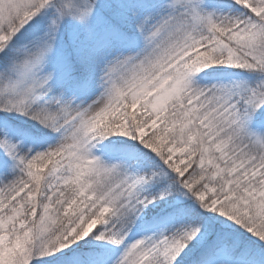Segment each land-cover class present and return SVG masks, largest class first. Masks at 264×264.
Returning <instances> with one entry per match:
<instances>
[{
	"label": "rangeland",
	"instance_id": "obj_1",
	"mask_svg": "<svg viewBox=\"0 0 264 264\" xmlns=\"http://www.w3.org/2000/svg\"><path fill=\"white\" fill-rule=\"evenodd\" d=\"M149 1V10L138 12L137 36L112 43L100 54L94 85L78 89L71 76L51 95L50 90L43 94L38 71L77 55L87 43L84 29L93 22L106 17L122 22L131 13L129 1L0 0V53L28 24L50 29L35 50L12 60L0 74V115L22 122L35 119L51 129L47 140L20 137L11 146L6 137L12 132L0 128V214L6 215L0 220V249L12 244L14 234L34 226L23 239L32 233L35 244L30 249L27 244V252L12 264L43 258L42 231L60 227L73 206L80 215L63 240L71 249L101 246L106 252L98 264H147L169 238L179 243L178 230L172 229L176 213L153 208L160 197L177 202L193 195L211 216L222 205L239 203L243 208L236 223L249 226L244 235L264 226V125L255 126L244 117L239 95L224 91L216 78L205 80L194 73L198 53L214 42L212 30L229 35L253 18L263 21L264 0L222 5L209 0ZM239 30L235 36L247 32ZM254 84L264 92V73ZM116 129L136 143L157 141L163 129L172 135L164 160L177 179L173 190L180 198L151 189L150 164H131L106 153L98 133ZM50 164L63 173L46 185L40 206L11 212L12 204ZM47 197L62 198L57 216L43 211ZM191 222L202 219L196 215ZM192 233L203 237L198 229Z\"/></svg>",
	"mask_w": 264,
	"mask_h": 264
},
{
	"label": "trees",
	"instance_id": "obj_2",
	"mask_svg": "<svg viewBox=\"0 0 264 264\" xmlns=\"http://www.w3.org/2000/svg\"><path fill=\"white\" fill-rule=\"evenodd\" d=\"M128 1L131 13H128L122 22L110 21L107 17L102 21L93 22L89 28L84 29L86 33L84 38L87 43L82 46V50L77 55L54 64L53 67H44L43 70L38 71V75L43 77L44 81L43 94L49 90L51 95L56 94L70 82L71 76H75L74 85L78 89H85L95 84L99 78L100 54L112 43L129 42L135 38L137 34L134 33V25L140 22L137 18L138 12L141 9H144V12L148 11L151 6L149 0ZM209 1H217L221 5L229 2V0ZM237 30L247 32L243 36H235ZM49 32L48 25L37 28L33 23L26 25L0 53V74L2 72L5 74L12 65V60L35 50L34 46L38 45V41L43 40ZM212 32L214 42L198 53V65L194 73L198 75V78L205 80L216 78L224 91L239 95L243 102L244 117L255 126L264 125V92L256 90L254 84L264 73V18L263 21L260 17L253 18L251 22L246 21L229 35H224L217 29H213ZM34 120L22 122L7 114H1L0 128L14 134L10 133L6 137V144L16 145L20 137L37 142L47 140V137L51 135V129L44 122ZM128 127L129 124L126 123V129H124L127 132H129ZM98 136L99 142L110 157L123 156L129 163L136 162L140 166L150 164L152 174L147 184H153L151 189L161 193L168 191L176 199L181 197L180 192L173 190L177 179L170 174L164 160L165 148L172 140V135L168 131L163 129L157 136V141L145 138L138 143L133 142L128 133L124 134L117 129L102 133L99 131ZM2 156L0 154V159ZM56 167L50 164L41 174V179L34 181L30 188L12 204L11 212L17 209L23 212L27 206H40V194L46 190V185L54 177L63 173V170H56ZM167 197H160L162 202L166 199L165 203H161L159 199L153 202V208L160 213H176L172 229L178 230L175 238L179 240V243L174 245V241L169 238L159 252L150 257L147 264H227L230 262L264 264V226L256 227L251 233L252 237L244 235V229H249V226L236 223L238 215L242 212L241 204L222 205L216 209L215 215L211 216L202 210L193 195L190 199L187 198V201L177 202L167 201ZM61 199L54 201L47 197L46 209L43 211L50 210L53 217L58 215L57 206ZM78 211L79 209L75 206L71 207L57 229L46 226L39 240L41 243L43 241L46 243L45 246L41 245L45 248L43 258L36 257L29 264H56L58 261L65 264H98L102 261L106 251L101 246L79 245L71 249L69 243L63 240L68 229L76 223L80 215ZM196 215L201 217L202 222H191ZM5 216L1 213L0 220L5 219ZM33 229L34 226L31 225L25 230L27 231L25 234H14L12 244L0 249V264L15 263L22 252H27V244L29 249L35 244H32V233H30V239H23L28 232H33ZM197 229L203 234L202 238L193 237L195 233L192 232ZM20 240L21 244L18 246Z\"/></svg>",
	"mask_w": 264,
	"mask_h": 264
}]
</instances>
